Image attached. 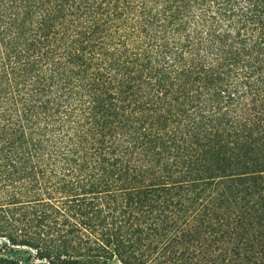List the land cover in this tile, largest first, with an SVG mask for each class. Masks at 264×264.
<instances>
[{
  "label": "trees",
  "instance_id": "trees-1",
  "mask_svg": "<svg viewBox=\"0 0 264 264\" xmlns=\"http://www.w3.org/2000/svg\"><path fill=\"white\" fill-rule=\"evenodd\" d=\"M264 264V0H0V264Z\"/></svg>",
  "mask_w": 264,
  "mask_h": 264
},
{
  "label": "rangeland",
  "instance_id": "rangeland-1",
  "mask_svg": "<svg viewBox=\"0 0 264 264\" xmlns=\"http://www.w3.org/2000/svg\"><path fill=\"white\" fill-rule=\"evenodd\" d=\"M109 264H122V263L117 259H113L112 261L109 262Z\"/></svg>",
  "mask_w": 264,
  "mask_h": 264
}]
</instances>
